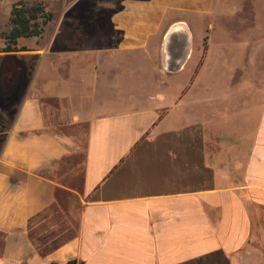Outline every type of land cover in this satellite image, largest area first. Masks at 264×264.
<instances>
[{
	"label": "crops",
	"instance_id": "1",
	"mask_svg": "<svg viewBox=\"0 0 264 264\" xmlns=\"http://www.w3.org/2000/svg\"><path fill=\"white\" fill-rule=\"evenodd\" d=\"M95 1L0 38V264H264V0Z\"/></svg>",
	"mask_w": 264,
	"mask_h": 264
},
{
	"label": "rangeland",
	"instance_id": "2",
	"mask_svg": "<svg viewBox=\"0 0 264 264\" xmlns=\"http://www.w3.org/2000/svg\"><path fill=\"white\" fill-rule=\"evenodd\" d=\"M240 1V0H238ZM242 1V0H241ZM97 2L95 0H0V38L2 40H5V37L7 33L9 32L11 26H10V19H11V12L15 6L18 7H25L26 9L32 8V7H43L46 13H50L53 15V18L50 22H48L47 25H45L44 28V36H42L41 43L43 42H50L53 34V30L55 25L58 23V18L61 16L63 12H66L68 10L69 13L66 14L67 17L62 19L64 23L70 22V25L82 27L81 29H86V26L92 25L96 26L98 20L96 19H88V16L91 14V11L94 9L93 5H95ZM78 5V7L75 8L74 5ZM262 3H260V7H257L256 10H261ZM98 8V7H96ZM263 8V7H262ZM187 9V8H186ZM220 11H217L218 13H212L209 18L212 20L216 26H218V29L222 32L220 34H216L215 38L218 41H228V38L230 37V34L232 36V0H220ZM173 14H182L184 17H186V11L183 13L180 12H173ZM92 18V17H91ZM89 20V21H88ZM45 21V18L41 16L38 20V23H40V27H42L43 22ZM88 21V24L86 22ZM90 23V24H89ZM88 28V27H87ZM229 28V35L226 32L225 29ZM37 40V39H33ZM33 40L30 39V42L32 43ZM46 51L48 52V58L54 59V53L55 50L53 46L46 47ZM221 51L220 53H223L221 56L226 57L224 54L228 52V54H232V49L230 51ZM232 58L229 60L231 61ZM73 63L76 64V69L81 71L82 73H85L86 65L84 64L85 60L83 58H77L71 59ZM232 64H226L223 68V70L231 71ZM72 66L68 67L66 66L64 70V75L68 74L69 69L71 70ZM15 73V71H14ZM16 71V75H17ZM90 75V73H89ZM28 80V79H27ZM218 83V87L221 91L223 90H229L231 83L229 80H226L224 76L220 77ZM127 83V82H126ZM124 83V84H126ZM214 83V82H213ZM212 82H206L205 80H200L199 83L196 84L195 89L204 90L206 85H212ZM77 84V82H76ZM83 85V83H82ZM119 108H125V104H121ZM76 216V215H75ZM58 221L63 222L64 228H61L58 238V243H62L65 240H67L75 231L76 229V219L74 217H64L62 215H58L56 218ZM68 219V223H66V220Z\"/></svg>",
	"mask_w": 264,
	"mask_h": 264
},
{
	"label": "trees",
	"instance_id": "3",
	"mask_svg": "<svg viewBox=\"0 0 264 264\" xmlns=\"http://www.w3.org/2000/svg\"><path fill=\"white\" fill-rule=\"evenodd\" d=\"M43 16L45 21L42 27L38 23L39 18ZM53 18V15L46 13L43 7H32L26 9L25 7L15 6L11 12L10 19V30L5 37L6 48L3 49L4 52H13L16 49L17 41L20 38H36L40 37L44 32V26L48 24ZM205 50L207 45H205ZM25 50V49H23ZM202 61L200 62L201 66ZM7 80L5 81V83ZM16 90V88L13 90ZM56 264V263H53ZM68 264H76V261H71Z\"/></svg>",
	"mask_w": 264,
	"mask_h": 264
}]
</instances>
